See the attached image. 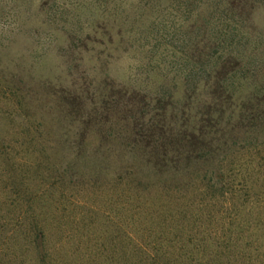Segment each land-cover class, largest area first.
<instances>
[{
  "label": "rangeland",
  "instance_id": "1",
  "mask_svg": "<svg viewBox=\"0 0 264 264\" xmlns=\"http://www.w3.org/2000/svg\"><path fill=\"white\" fill-rule=\"evenodd\" d=\"M224 1L240 56L204 86L202 22L0 0V264H264V0Z\"/></svg>",
  "mask_w": 264,
  "mask_h": 264
},
{
  "label": "trees",
  "instance_id": "2",
  "mask_svg": "<svg viewBox=\"0 0 264 264\" xmlns=\"http://www.w3.org/2000/svg\"><path fill=\"white\" fill-rule=\"evenodd\" d=\"M141 2V13L142 15L137 16L139 19L143 16L148 18L146 19L147 24L142 25V30L140 31L143 35L141 40L143 42L146 41V44L151 42H156L159 45L167 43L168 37L171 32H168L167 27L173 28L174 31H178L180 33V37L187 36V30L181 32V29L185 28L187 24V18H189V25L197 24L199 21L201 26L204 25V29L206 28L208 34L204 33L202 36L203 39L208 40L211 44V50L208 55H205L208 63V67H212L209 72H207L205 78H199L197 85L204 84V86L209 85L211 79L221 81L222 79L229 78L231 73L234 71L233 68H226L227 65L235 63L234 60L239 58L238 52L234 53L230 49L231 43L226 44V39H228L227 35H222L217 33L219 27H222V23L225 22H234V18H228L226 14V6L224 0H138ZM226 8V9H225ZM114 11V10H113ZM116 11L114 12V14ZM160 15L159 21L156 23L152 16L154 14ZM113 15V14H112ZM111 16V15H110ZM171 19V20H170ZM133 21H138L136 16ZM140 21V20H139ZM127 25L126 33L128 36L127 41H132L134 38L129 37V34L133 33L132 26L130 23H124ZM142 24V23H141ZM226 26H230V24H225ZM188 27V25H187ZM122 31V30H121ZM121 31H118L119 33ZM231 37V35H230ZM233 37V36H232ZM155 45V44H154ZM236 65V64H235ZM236 67V66H235ZM211 87H209L210 89ZM220 96L218 99L221 100H234V96H232L233 89H230V86L220 87ZM249 86L247 88L239 91L240 95H248ZM247 93V94H246ZM210 94V93H209ZM213 96V95H212ZM233 115V114H231ZM230 115V116H231ZM220 113L210 115L208 119H206V123L213 127L216 125V122L219 121L218 117ZM224 264V263H223Z\"/></svg>",
  "mask_w": 264,
  "mask_h": 264
}]
</instances>
